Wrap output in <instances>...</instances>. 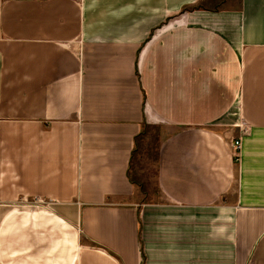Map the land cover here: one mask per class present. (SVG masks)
Returning a JSON list of instances; mask_svg holds the SVG:
<instances>
[{"label": "crops", "instance_id": "1", "mask_svg": "<svg viewBox=\"0 0 264 264\" xmlns=\"http://www.w3.org/2000/svg\"><path fill=\"white\" fill-rule=\"evenodd\" d=\"M0 264H264V0H0Z\"/></svg>", "mask_w": 264, "mask_h": 264}, {"label": "rangeland", "instance_id": "2", "mask_svg": "<svg viewBox=\"0 0 264 264\" xmlns=\"http://www.w3.org/2000/svg\"><path fill=\"white\" fill-rule=\"evenodd\" d=\"M148 141H149V144H148L149 145V149L146 152H141V154H140L141 157H140V161L139 162L141 163V165L145 166V169H147V167L151 166V168H150L151 171H149V175H148V178L150 177V179H151V177H153V169H152L153 166L152 165H153V162H154V154H153V151H154V148L155 147H154V144H150L151 143L150 140H148ZM151 141H152V139H151ZM143 160H145L147 162L144 163ZM145 184H147V181L146 180H145ZM11 205L12 206L15 205L17 207H21V206L26 207L28 204L25 202V203H12ZM39 205H43V204L40 203ZM34 206L35 205H33V203H32V206L31 207H34ZM46 206L47 207H45V208H48V205H46ZM8 212H10V210ZM8 212L5 213L6 215L4 217L3 225L5 227L10 226L12 224V221H13V217H12L13 214H10ZM15 221H16V223L17 222H23V225H25L23 219H20V218L16 217L15 218ZM29 225L27 227H21L19 233L16 232V229H15L16 226H14L15 228H13V229L4 230V235L2 236V238L4 237V243H5V245L9 244V246H14L16 248V247H19L23 243V240L27 241L28 239L26 240L24 238L22 240L20 238V234L22 232L25 233L28 230ZM37 230H40V229H37ZM47 235H48V233H47ZM30 239H31V242H33V240L38 241L37 239H32V238H30Z\"/></svg>", "mask_w": 264, "mask_h": 264}, {"label": "built area", "instance_id": "3", "mask_svg": "<svg viewBox=\"0 0 264 264\" xmlns=\"http://www.w3.org/2000/svg\"><path fill=\"white\" fill-rule=\"evenodd\" d=\"M233 148H234L235 155L239 158V151L241 149V140L240 139H237L234 141Z\"/></svg>", "mask_w": 264, "mask_h": 264}]
</instances>
